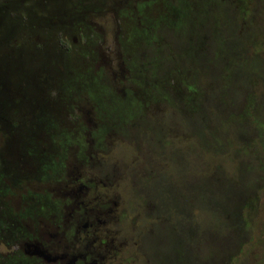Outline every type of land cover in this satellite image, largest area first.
<instances>
[{"label":"rangeland","instance_id":"374dc122","mask_svg":"<svg viewBox=\"0 0 264 264\" xmlns=\"http://www.w3.org/2000/svg\"><path fill=\"white\" fill-rule=\"evenodd\" d=\"M74 237L264 264V0H0V264Z\"/></svg>","mask_w":264,"mask_h":264},{"label":"flooded vegetation","instance_id":"af4514ba","mask_svg":"<svg viewBox=\"0 0 264 264\" xmlns=\"http://www.w3.org/2000/svg\"><path fill=\"white\" fill-rule=\"evenodd\" d=\"M87 2V0H82V2ZM86 189L83 184L78 185V191ZM70 216V215H69ZM81 218V216H80ZM76 223V233L79 232L81 229L83 233L89 234L90 230L87 228L91 227L92 231L91 234H94L96 230L94 229L93 225L89 223V220L86 218L85 220H78ZM95 230V231H94ZM69 238V237H68ZM84 241L77 240L76 237H74V240L71 242V246L67 247L66 250L71 248L74 244L79 245L78 249H75L70 254L69 253H57V251H60L59 246L57 243H49V249L45 248L42 241H36L33 240L29 241V243L24 244L23 254L20 255L22 258L26 257L31 260L37 261V263L42 264H105V257L104 255H100L99 253L92 252L89 250V246L93 244L97 240V238H92L90 240H87V238L83 239ZM82 242H84L82 244ZM102 244V243H101ZM60 245V243H59ZM71 249H74L72 247ZM97 258V259H94ZM25 261V260H24ZM10 264V263H9Z\"/></svg>","mask_w":264,"mask_h":264}]
</instances>
